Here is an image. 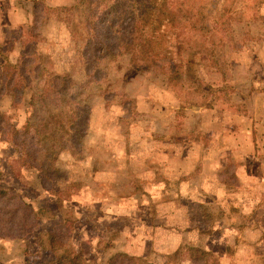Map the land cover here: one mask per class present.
<instances>
[{
	"label": "rangeland",
	"instance_id": "1",
	"mask_svg": "<svg viewBox=\"0 0 264 264\" xmlns=\"http://www.w3.org/2000/svg\"><path fill=\"white\" fill-rule=\"evenodd\" d=\"M195 1L204 29L194 30L184 14L175 24L147 31L165 59L183 67L174 84L158 63L148 68L131 55L88 72L82 40L64 21L67 15L58 18L54 11L74 0H0V83L2 65L22 60L25 45L33 49L24 58L30 52L34 59L21 97L0 92V189L55 215L37 222L34 233L70 216L73 246L87 252L84 264H107L117 252L151 264H191L167 251L180 230L192 226L184 220L187 213L194 222L204 216L196 223L203 230L185 234L181 246L214 248L210 261L216 264H264V243L241 246L264 238V0ZM53 76L69 81L60 95ZM79 93L89 103L85 136L76 154L67 148L55 157L61 178L52 190L20 165L14 140L46 135L69 145L70 108ZM29 104L39 111L31 119ZM179 155L195 157L193 171L172 180L160 169L172 163L176 175ZM251 230L256 232L246 236ZM22 245L0 237V264L53 257L24 255Z\"/></svg>",
	"mask_w": 264,
	"mask_h": 264
},
{
	"label": "trees",
	"instance_id": "2",
	"mask_svg": "<svg viewBox=\"0 0 264 264\" xmlns=\"http://www.w3.org/2000/svg\"><path fill=\"white\" fill-rule=\"evenodd\" d=\"M189 1H192V4L187 6L186 3ZM197 8L195 0H74L73 5L57 7L54 11L58 18H62V14L67 15L64 21L68 24L71 22L72 34H76L82 40L81 53L86 59L88 72L96 70L102 61L111 60L120 55H131L134 59L143 61L148 68L158 63V67L167 75L168 81L175 84L181 80L180 71L183 67L179 68L165 59L168 56L156 47V38L148 35L147 31L150 26L154 29L163 26L164 22L175 24L185 16L184 14L188 15L187 19L192 22L194 30H202L204 27L198 23L200 15ZM32 49L30 45H25L20 57L22 60L2 65L3 79L0 83V92L3 93L6 90V94L18 97L24 94L26 87L31 83V78L26 73L27 65L34 61L30 52L26 58L24 56ZM186 56V63H190L191 56L189 53ZM38 58H41V55H38ZM52 79L55 95H60L69 87V81L63 77L53 76ZM199 89L201 91V88ZM82 94L75 96V106L70 108L69 145L64 140L56 141L46 135H41L36 141L32 140L29 143L25 138L14 140L13 146L16 150L20 149L17 151L18 154L22 152L20 165L28 166L36 171L37 179L42 186L49 185L52 189L54 182H59L61 176L55 164V157L69 150L67 148H70L72 155L76 154L74 150L81 145L85 136L89 103ZM34 100L35 97H32L31 103ZM53 102L59 106L60 98ZM28 107L32 108L29 111L30 119L39 113L32 105L29 104ZM60 200L56 201L55 207L58 209H61ZM47 214L52 213L45 208H34L16 195L0 189V237L23 243L20 250L24 255H40L43 252L53 254L52 258L41 259L38 264H84L83 258L87 252H83L82 249L76 250L73 246L74 227L70 216H63L62 221L51 230L34 233L35 224ZM54 216L52 214L51 218ZM31 250L34 251L31 252ZM188 251L192 262L216 263L210 261L212 254L209 252L197 248ZM177 253L178 251L173 256L175 257ZM107 264L151 263L140 257L117 252L108 259Z\"/></svg>",
	"mask_w": 264,
	"mask_h": 264
},
{
	"label": "crops",
	"instance_id": "3",
	"mask_svg": "<svg viewBox=\"0 0 264 264\" xmlns=\"http://www.w3.org/2000/svg\"><path fill=\"white\" fill-rule=\"evenodd\" d=\"M168 157V156H167ZM166 157V158H167ZM182 156L181 155H179L178 156V161L176 162V170H178V172L176 171V175H174L173 176V174L171 173V168H170V166L172 165V163H167L166 165H167V167H166V165L164 164L162 167H161V169L160 170H163V172L165 173L166 171H167V173H168V175H169V177L170 178H172V180H174V179H176V176L177 175H181V174H187V173H189V172H186V171H193V169H192V167L190 166V160H195V157H193V156H191V157H185V158H181ZM198 157V156H197ZM196 160H198V159H196ZM168 162V161H167ZM189 166H190V168H189ZM219 168V167H218ZM168 170H169V172H168ZM243 170H248L247 169V167L245 166L244 167V169ZM240 171V168H239V170H238V172ZM167 173H165V174H167ZM222 175V174H221ZM179 179V177L177 178V180ZM204 180V179H203ZM218 180H221L222 181V178H221V176H220V174H219V176H218ZM218 183H222V182H218ZM220 186H221V188L224 190V184H220ZM203 187H204V185H203ZM199 188L200 189H202V187H200L199 186ZM221 189V190H222ZM222 190V191H223ZM219 191V193L220 192H222V191H220V190H218ZM222 195H224V194H222ZM217 198H224L223 196H217V195H215ZM191 198H188L187 197V200H190ZM226 199V198H225ZM221 201V200H220ZM202 202V201H201ZM201 202H199V203H201ZM198 203V204H199ZM226 210V209H225ZM227 211V210H226ZM225 215V214H224ZM203 217L204 216H201V215H197V217L195 218V222H194V219H192L191 217H190V213H187V214H185V216H184V220L186 219L189 223H192V226L190 225V227L189 228H186V229H181L180 230V235H179V239H178V241L173 245V242H171V243H169L168 245L169 246H167V248H168V252H176V251H178V253L179 254H181L182 255V258L181 259H187L188 260V262L189 263H191V264H202V263H198V262H192L191 260H190V258H185V256L187 257V254H188V250L189 249H192V248H197V249H200L201 251H205V252H217V251H215L214 250V248H211V247H209V249H207V248H205V247H201V246H198V245H192V244H189V242H184L183 244H182V246L180 245L183 241H184V235L185 234H190V233H192V234H194V235H198V236H200V233H202V228H198L197 226L198 225H196V223L197 224H199L200 222L202 223L203 222ZM170 230H172V231H174L175 230V228L174 227H170L169 228ZM193 231H197V233H194ZM200 232V233H199ZM252 232H256L255 230L253 231V230H251L250 232H249V235H248V233L246 232V236H250L251 234H252ZM199 233V234H198ZM241 234V233H240ZM240 237V236H239ZM244 239H246L245 237H244ZM264 238H262V237H260V240L258 241V242H255V243H252V244H250V243H248V240H246L245 242H243V244L241 245V246H244V247H248V249L250 248V247H252V248H257V246H260V245H262V243H264V240H263ZM199 247V248H198ZM223 247V246H222ZM202 248V249H201ZM174 252V253H175ZM225 252V253H224ZM173 253V254H174ZM177 253V254H178ZM221 253H224V254H226L227 253V249L225 248V247H223V250L221 251ZM172 255V254H171ZM168 256H170V255H168ZM167 256V257H168ZM228 258V257H227ZM216 264V263H215ZM218 264V263H217Z\"/></svg>",
	"mask_w": 264,
	"mask_h": 264
}]
</instances>
